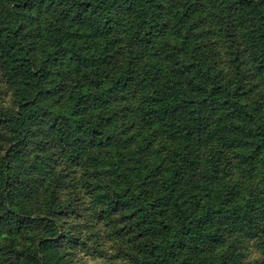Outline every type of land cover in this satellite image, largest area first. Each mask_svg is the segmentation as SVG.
Listing matches in <instances>:
<instances>
[{"label": "trees", "instance_id": "16d2710c", "mask_svg": "<svg viewBox=\"0 0 264 264\" xmlns=\"http://www.w3.org/2000/svg\"><path fill=\"white\" fill-rule=\"evenodd\" d=\"M0 71V264H84L82 210L122 264L264 241V0H0Z\"/></svg>", "mask_w": 264, "mask_h": 264}, {"label": "rangeland", "instance_id": "374dc122", "mask_svg": "<svg viewBox=\"0 0 264 264\" xmlns=\"http://www.w3.org/2000/svg\"><path fill=\"white\" fill-rule=\"evenodd\" d=\"M10 90L11 88L9 85L0 83V96L4 97L7 103L11 102ZM256 186L257 185L255 183L250 182L248 184V194L249 192L256 193L257 190H259V188H255ZM86 204L89 205L88 202H86ZM74 207L77 206L74 205ZM87 213L88 211L86 212L82 210L81 216L75 217L77 214L75 211L70 218L62 219V223L64 225L70 221L69 226H74L75 222V224H80L79 227L83 226V239L86 241V247L82 244L79 246L77 250L78 262L84 264H122L124 262V258L119 255L116 246L110 241L104 243L98 238L99 231L96 227H93L95 220L87 218ZM84 222L86 225H84ZM77 251L75 253H77ZM236 251L240 255L239 260L242 264H263L264 262V241L257 234L244 239L240 245L237 246Z\"/></svg>", "mask_w": 264, "mask_h": 264}]
</instances>
